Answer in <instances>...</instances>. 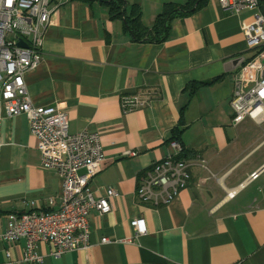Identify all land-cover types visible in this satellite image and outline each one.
Listing matches in <instances>:
<instances>
[{"label": "crops", "instance_id": "obj_1", "mask_svg": "<svg viewBox=\"0 0 264 264\" xmlns=\"http://www.w3.org/2000/svg\"><path fill=\"white\" fill-rule=\"evenodd\" d=\"M125 1L140 7L146 27L164 3L186 2ZM251 14H231L207 0L173 19L161 43L134 41L98 2L63 0L50 14L42 59L24 74L28 93L34 105L63 110L70 132H98L105 160L90 187L98 196L110 186L117 196L107 213L90 211L87 248L54 257L42 243L44 264H264V120L244 117L233 124L230 103L235 73L254 54L241 31ZM122 96L144 103L124 111ZM174 129L188 184L167 204L142 202L136 188L150 166L171 152ZM126 150L136 154L125 156ZM256 170L258 176L246 182ZM59 190L57 173L41 166L25 115L1 113L0 231L10 212L30 209L25 200L46 210L48 197ZM231 190L236 193L230 198ZM135 216L145 220L139 236L129 225ZM23 245V239L0 241V264L19 260Z\"/></svg>", "mask_w": 264, "mask_h": 264}, {"label": "built area", "instance_id": "obj_2", "mask_svg": "<svg viewBox=\"0 0 264 264\" xmlns=\"http://www.w3.org/2000/svg\"><path fill=\"white\" fill-rule=\"evenodd\" d=\"M62 3L63 0H0V114L25 115L28 130L36 138L41 166L54 170L60 178L58 194L47 199L48 209H34L35 201L25 200L24 205L30 209L8 214L0 241L24 240L21 257L10 261L13 264H44V257L38 252L42 243L47 244L48 254L54 257L87 248L90 211L107 213L111 209L109 200L117 196L110 186L98 196L90 187L91 177L105 160L98 132L87 128L70 132L66 113L57 106L34 105L26 87L24 74L40 63L50 14ZM217 3L231 14L252 12L250 18L241 21V31L247 48L254 50V54L235 73L230 103L233 124L245 116L259 123L264 120V13L259 0ZM19 41L26 46H20ZM121 99L124 111L144 103V98L136 96ZM168 146L171 152L150 166L136 188V196L142 202L154 206L167 204L187 183L188 165L180 157L183 147L175 139L169 140ZM123 154L132 156L136 152L126 150ZM200 162L204 164V159L200 158ZM257 176L258 172H253L248 180ZM129 225L134 236L146 232L142 216L131 218ZM107 240L104 237L100 242ZM5 255L10 257L8 249Z\"/></svg>", "mask_w": 264, "mask_h": 264}, {"label": "trees", "instance_id": "obj_3", "mask_svg": "<svg viewBox=\"0 0 264 264\" xmlns=\"http://www.w3.org/2000/svg\"><path fill=\"white\" fill-rule=\"evenodd\" d=\"M83 2H98L107 7L108 16L112 20H121L123 29L130 37L137 42L161 43L168 37L170 25L173 19L187 16L190 13L200 9L205 5L207 0H186L184 4H176L172 2L164 3L161 11L156 15L151 27H146L141 21L140 7L128 3L125 0H81ZM264 3V0L261 1ZM221 77H215L209 82H214ZM206 82H199L196 85ZM178 129H174L172 137L169 139H178ZM185 154L184 148L180 153L183 158Z\"/></svg>", "mask_w": 264, "mask_h": 264}, {"label": "rangeland", "instance_id": "obj_4", "mask_svg": "<svg viewBox=\"0 0 264 264\" xmlns=\"http://www.w3.org/2000/svg\"><path fill=\"white\" fill-rule=\"evenodd\" d=\"M259 2H260V5H261V4H262L261 0H259ZM260 9H261V8H260ZM261 11H262V10H261ZM245 117H249V116H245ZM249 118H250V117H249ZM251 119H252V118H251ZM252 120H253V119H252ZM254 121H255V120H254ZM255 122H256V121H255ZM261 122H262V121H261ZM261 122H259V123H261ZM256 123H257V122H256ZM259 123H258V124H259ZM237 124H238V123H237ZM181 158H182V157H181ZM200 158H201V157H198V158H197V159L199 160V162H200ZM201 159H204V158H201ZM200 164H201V165H206L205 159H204V164L201 163V162H200ZM187 170H188V166H187ZM259 171H260V170H259ZM259 171L256 170V171H254V172H258V174H259ZM188 173H189V170H188ZM189 178H190V173H189ZM189 178H188V180H187L186 185L188 184ZM248 178H249V177H248ZM247 181H249V180L247 179L246 182H247ZM186 185H185V186H186ZM185 186H184V187H185ZM184 187H183V188H184ZM181 189H182V188H181Z\"/></svg>", "mask_w": 264, "mask_h": 264}, {"label": "water", "instance_id": "obj_5", "mask_svg": "<svg viewBox=\"0 0 264 264\" xmlns=\"http://www.w3.org/2000/svg\"><path fill=\"white\" fill-rule=\"evenodd\" d=\"M261 1H262V0H261ZM260 8H261L262 12L264 13V3H262V4L260 5ZM19 45H20V46H24V47L26 46L25 43H24L23 41H19Z\"/></svg>", "mask_w": 264, "mask_h": 264}, {"label": "bare ground", "instance_id": "obj_6", "mask_svg": "<svg viewBox=\"0 0 264 264\" xmlns=\"http://www.w3.org/2000/svg\"><path fill=\"white\" fill-rule=\"evenodd\" d=\"M235 193H236V190H231L230 192H228V197H233L234 195H235ZM231 194V195H230Z\"/></svg>", "mask_w": 264, "mask_h": 264}]
</instances>
